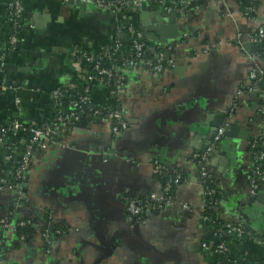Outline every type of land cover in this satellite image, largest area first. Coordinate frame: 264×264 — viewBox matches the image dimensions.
Segmentation results:
<instances>
[{"label":"crops","instance_id":"crops-1","mask_svg":"<svg viewBox=\"0 0 264 264\" xmlns=\"http://www.w3.org/2000/svg\"><path fill=\"white\" fill-rule=\"evenodd\" d=\"M65 1L21 0L17 46L0 71V84L9 87L0 91V123L17 118L37 125L53 112L52 89L85 85L76 73L73 49L98 55L116 39L127 41L113 15L94 0ZM255 1L248 17L241 14L245 0H200L197 8L182 9L164 0L158 11L130 12L149 49L164 51V68L118 69L126 130L114 135L104 117L67 124L31 154L24 192L0 188V220L11 223H0V264H218L200 247L215 237L201 216L204 197L196 155L205 149L208 135L226 122L231 131L206 165L220 198L215 216L220 222L239 217L252 231L242 241L226 239L241 264H264V192L254 199L248 182L249 142L264 134V85L232 104L253 67L250 55L259 52L257 44L244 48L239 42L264 27V0ZM6 2L0 0V50L11 30ZM260 67L264 78V64ZM88 87L95 105L107 100L108 86L93 80ZM154 162L166 173L181 175L172 194L189 209L145 210L135 222L122 197L146 199L160 191ZM7 169L0 148V178H7ZM239 209L242 213H236ZM45 217L51 225L64 226L48 248L40 227H16L26 219L43 223Z\"/></svg>","mask_w":264,"mask_h":264},{"label":"built area","instance_id":"built-area-1","mask_svg":"<svg viewBox=\"0 0 264 264\" xmlns=\"http://www.w3.org/2000/svg\"><path fill=\"white\" fill-rule=\"evenodd\" d=\"M143 0H94L95 5L101 9L109 11L113 15L114 19L124 29L125 35H127V41L130 44V51L132 57L122 58L123 67H145L153 72H160L165 66L164 51L162 48L154 47L150 50L147 42L144 39L143 33L137 29L131 21L130 12L139 9V6ZM146 1V0H144ZM149 1V0H147ZM155 2H163L164 0H153ZM200 0H173L176 6L182 8H197ZM247 0H245L246 2ZM255 1V0H250ZM166 11H170L172 8H165ZM169 9V10H168ZM7 23L10 24L11 30L8 35L7 46L2 47L0 50V71L4 68L5 59L9 52L16 49L17 46V33L21 26L23 5L21 0H7ZM255 11V5L249 3L241 11L244 17H248ZM246 42L256 43L259 46V52L251 56L253 67L248 72L244 82L240 85L236 91V95L233 100V106L237 104L236 99L242 93L255 92L259 87V84L264 85V78L260 75L263 74L261 65L264 64V27L259 26L253 32L249 33L244 39ZM127 46L122 45L119 40H115L112 44L104 47V50L100 54H92L82 48H76L71 51V57L74 63L77 65V75L84 80V89L81 94H70L69 99L65 96L64 87L75 89L74 86H58L52 89L51 96L54 99V107L52 113L56 117L58 122L51 124H44L37 126L30 124L29 131L31 136L28 140H23L24 151L19 152L18 147L12 143H8L6 135H16L20 132L26 131V126L23 125L17 118L10 119L8 127H4L0 123V148L5 153L7 160V178H0V188H5L10 191H17L21 193L23 184L26 182L28 175V161L31 154L40 148L47 145L49 138L59 133V131L67 124H74L81 118L87 117L91 119L95 117H104L111 121V131L114 135H118L129 126L128 120L124 117L123 110L110 109L106 106V101L100 105H95L89 96L88 82L96 80L109 87V84L113 81V88L109 91V96L114 97L119 103L118 99V85L121 82V76L118 74V66H115V73L111 68L102 66V61H110L113 59L114 53H122ZM150 53V58L148 54ZM82 61L92 64L93 73L90 72L86 66L82 65ZM115 62V61H114ZM260 62V64H259ZM113 66V64H112ZM6 83L0 84V91L4 92L8 89ZM67 107V108H66ZM231 110L229 116L231 115ZM89 117V118H88ZM227 122L218 127L214 133L212 139L207 144L206 148L196 155L199 164V178L202 187V193L204 197V210L201 213L202 220L209 223L212 227L214 234V243L202 242L200 244L201 249L208 251L214 257H216L218 264H241L231 249L228 247L226 239L235 238L239 241L252 236V231L249 230L245 223H243L239 217L233 220L218 221L215 216V210L220 204V198L218 188L216 187L213 179L207 172V162L209 157L222 138V134L226 127ZM250 157H251V169L249 172V194L254 196L259 192H264V134H258L254 136L249 142ZM155 171L160 174L166 173V168L157 162H154ZM172 177L166 181L165 185L161 186L160 191L150 194L146 199H140L134 196L124 195L122 197L125 206L126 214L130 220L138 222L142 220V215L145 210L156 212L157 209L165 207H180L183 209H189V206L185 202H177L174 200L173 194H171L172 188L182 182L181 175L172 171ZM3 227L10 226L5 219L0 220ZM28 226L40 227V232L43 238L44 245L50 247L52 239L54 237L53 230L50 225L44 228V223H41L37 219H26L16 223V227L22 229ZM215 227V228H214ZM59 234V231H55ZM222 239V240H221ZM222 257L221 261L218 257ZM225 259V260H224Z\"/></svg>","mask_w":264,"mask_h":264},{"label":"trees","instance_id":"trees-1","mask_svg":"<svg viewBox=\"0 0 264 264\" xmlns=\"http://www.w3.org/2000/svg\"><path fill=\"white\" fill-rule=\"evenodd\" d=\"M249 3H252L253 5H256V1H250V0H247L246 2H244L243 4H242V6H241V10H243V8L245 7V6H247V5H249ZM200 4V3H199ZM122 45H124V46H127V48L128 49H126L124 52H122V53H119V52H117V53H114L113 54V59H111L110 61H102V66H104V67H107V68H113L112 69V71L115 73V66H118L119 68H124L123 67V65H122V58H124V57H132V54H131V51H130V49H129V47H130V44H129V42L128 41H126V42H124V43H122ZM115 61V62H114ZM112 64H113V66H112ZM82 65H84V66H86L87 67V69L90 71V72H94L93 71V69H92V64H90V63H87V62H84V61H82ZM119 72V71H118ZM111 83L109 84V89L111 90L112 88H113V81L114 80H112L111 79ZM259 85H261V86H263V84L262 83H260ZM83 89H84V86H80V87H77V88H75V89H70V88H68V87H64L63 88V91H65L64 93H65V96L69 99V97H70V94H74V93H78V94H81L82 92H83ZM106 103V106L107 107H109L110 109H119V103L116 101V99L114 98V97H111V96H109V98L107 99V101L105 102ZM87 117H82L81 118V120H78L77 122H75L74 124H76V123H80L81 121H85V120H89V119H86ZM89 118V117H88ZM20 122H22L23 123V125L24 126H26V131L25 132H20V133H18V134H16V135H6V140L8 141V143H12V144H14V145H16L17 147H18V151L19 152H23L24 151V148H25V146H24V142H23V140H28L29 139V137L31 136V132L29 131V126H30V124H28V123H25L24 121H22V120H20V119H18ZM53 122H58L57 121V119H56V117L54 116V113H49V114H47V115H45V116H43V117H41L40 119H39V121H38V123H37V126H42V125H44V124H51V123H53ZM2 126H4V127H8L9 126V124L8 123H6V122H4L3 124H1ZM173 175L172 174H170V175H168V174H164V173H160V174H158L157 173V177H158V179L160 180V182H161V185H165V183H166V181H168L169 180V178L170 177H172ZM173 189L174 188H172V190H171V194H172V191H173ZM43 223H44V228L45 227H47L48 225H50L51 226V228H52V230H53V235H58V234H56V232L55 231H59V233L64 229L63 227L64 226H54V225H51V223H50V220L49 219H47V217H45V219H43ZM25 228H27V227H25ZM215 228V227H214ZM222 240V239H221ZM3 243H2V239H1V237H0V246L2 245ZM235 256V255H234ZM219 259L222 261L223 260V258L220 256V257H218V261H219ZM225 260V259H224Z\"/></svg>","mask_w":264,"mask_h":264},{"label":"water","instance_id":"water-1","mask_svg":"<svg viewBox=\"0 0 264 264\" xmlns=\"http://www.w3.org/2000/svg\"><path fill=\"white\" fill-rule=\"evenodd\" d=\"M76 1L77 0H66L65 1V4H71V3H76ZM160 7H164V2H160V3H153V5L152 6H150L146 1H142L141 2V4H140V6H139V9L141 10V11H144V12H148L150 9L151 10H155V11H158V9L160 8ZM142 16H144V15H142ZM173 36L172 37H175V35L174 34H172ZM239 42H240V44L242 45V47H244V48H246L248 45H256V43H252V42H246L244 39H240L239 40ZM257 51H259V47H258V49H257ZM216 130L217 129H215L214 131H212V133L210 134V135H208V143L210 142V140L212 139V137H213V135H214V133L216 132ZM230 131H231V128L230 127H226V129L224 130V132H223V134H222V137H224V136H228V134L230 133ZM207 143V144H208ZM207 146V145H206ZM206 148V147H205ZM214 150V149H213ZM213 152V151H212ZM26 185H25V183L23 184V187H22V191L24 192V190H23V188L25 187ZM261 193H258V194H256V195H254V196H252V197H254V199H258L259 198V195H260ZM251 197V201H253V198ZM241 206H242V204H241ZM236 213H242V209H239V210H237L236 211Z\"/></svg>","mask_w":264,"mask_h":264}]
</instances>
